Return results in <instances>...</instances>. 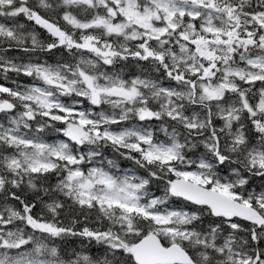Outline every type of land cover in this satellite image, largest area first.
<instances>
[{"label": "snow or ice", "instance_id": "1", "mask_svg": "<svg viewBox=\"0 0 264 264\" xmlns=\"http://www.w3.org/2000/svg\"><path fill=\"white\" fill-rule=\"evenodd\" d=\"M0 80V264H264V0H0Z\"/></svg>", "mask_w": 264, "mask_h": 264}, {"label": "trees", "instance_id": "2", "mask_svg": "<svg viewBox=\"0 0 264 264\" xmlns=\"http://www.w3.org/2000/svg\"><path fill=\"white\" fill-rule=\"evenodd\" d=\"M21 22H24V23H27L26 21H21ZM38 31H40L42 34H43V30H38ZM44 36H46V34H43ZM22 55V54H21ZM129 72H132V71H136L135 69H129L128 70ZM21 81L22 82H27L26 80H24V78H21ZM0 83H4V81L3 80H0ZM9 86H12V85H9ZM67 244H68V246L69 247H74V246H77L76 245V242L74 241V240H72V239H70L68 242H67Z\"/></svg>", "mask_w": 264, "mask_h": 264}]
</instances>
